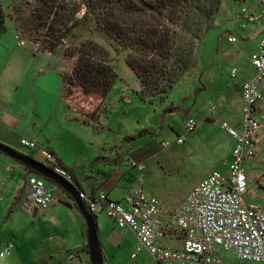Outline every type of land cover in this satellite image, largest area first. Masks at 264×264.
Wrapping results in <instances>:
<instances>
[{
    "label": "rangeland",
    "instance_id": "obj_1",
    "mask_svg": "<svg viewBox=\"0 0 264 264\" xmlns=\"http://www.w3.org/2000/svg\"><path fill=\"white\" fill-rule=\"evenodd\" d=\"M256 3L257 0H246L245 4L252 11L255 9L256 16L264 17V7H256ZM0 4L5 25L4 33L0 34V113L10 114L16 122L19 121L18 128L13 129L18 134L11 133L8 126L0 124L1 143L26 156H33L37 150L42 157V151L48 149L46 138H49L68 158H72L74 153L88 159L91 157L100 170L109 171L113 182L114 171L124 174L120 179L121 186L117 185L119 191H125L131 184L137 186L138 177L142 176L144 192L168 207L184 200L209 173L215 171L227 175L235 142L221 129V125L226 122L231 127L237 126L242 102L235 86L240 84L242 77L254 75L250 56L264 38V34L257 29L259 24L251 25L240 16L245 4L238 6L234 0L221 1L219 11L211 21V29L194 45L193 64L162 106H149L139 101L135 93L138 90L136 78L124 62L126 53L116 54L113 51L105 35L96 30L94 20L75 29L73 36L59 45L54 53H47L22 38L16 30L11 19L12 0H0ZM260 22L264 26V19ZM229 36H234L236 41L228 42ZM185 38L190 39L188 36ZM89 40L109 52L111 64L118 74V80L100 112L89 124L93 129L98 127V131L92 130L94 133L79 122L80 126L64 122L63 112L67 105L61 97L60 74L70 73L73 66L62 53L65 48H73ZM233 69L237 72L235 78L231 75ZM46 84L56 89L57 98L50 96L52 88H45ZM122 92H125L128 101L120 99ZM70 103L73 104V99ZM76 104L72 108L67 107V117L71 120L81 117L83 120L81 103ZM257 108L259 114L264 113L262 105ZM189 119L196 125L192 132L185 131ZM262 130L258 133L260 151L244 164V168L247 175L245 201L264 208ZM180 136H184V143L177 144ZM21 138L32 140L37 148L28 150L20 147ZM162 143H168L170 147L161 148ZM147 146L144 152L151 151L153 156L142 163V172L138 174L137 170L131 169L135 158L129 153ZM106 159H110L111 163H106ZM1 171L0 243L4 242L9 228L20 230L22 235L17 237L12 255L0 259V264H23L24 258L28 262L37 261L41 257L36 256L35 245L31 242L32 245L28 246L24 239L36 225L27 221L25 213H18L15 220L12 218L4 222L7 208L3 206L1 194L4 192L1 190L10 191L11 180L19 178L16 174ZM24 197L29 203V193ZM94 216L98 222L104 221L105 215L99 214V210ZM108 250V264H157L149 254H141L138 259L132 260L124 248L120 251ZM59 257L61 261L67 259L66 256L65 259L61 255ZM221 259L222 264H257L241 262L229 251H223Z\"/></svg>",
    "mask_w": 264,
    "mask_h": 264
},
{
    "label": "built area",
    "instance_id": "obj_2",
    "mask_svg": "<svg viewBox=\"0 0 264 264\" xmlns=\"http://www.w3.org/2000/svg\"><path fill=\"white\" fill-rule=\"evenodd\" d=\"M257 5L264 7V0H257ZM240 16L251 25L259 24L263 19L246 4L241 8ZM227 40L233 43L236 38L229 36ZM250 63L254 75L240 87L239 128L226 122L221 125L235 142L226 176L215 171L209 173L171 211L166 210L157 198L144 193L141 177L138 185L121 202L109 200L105 194L91 196L79 191V198L91 215L103 210L117 228H127L134 234L137 245L131 259L145 250L157 264H222L221 253L229 251L241 262L264 264V208L245 201L247 175L244 168L245 163L258 155V133L264 129V115H257L256 111L257 104L263 100L264 38L251 54ZM236 74L233 69L232 77ZM195 128V123L187 120L186 132ZM184 140V136H180L176 143L182 144ZM19 145L28 150L37 148L32 140L21 139ZM160 147L168 148L170 144L162 143ZM34 159L74 185L71 176L62 171L51 152L42 153V160ZM131 166L137 171L142 169L136 163ZM27 183L29 200L35 207L46 209L57 201L54 190L47 187L43 178L30 176ZM12 250L13 244H6L0 250V258Z\"/></svg>",
    "mask_w": 264,
    "mask_h": 264
},
{
    "label": "trees",
    "instance_id": "obj_3",
    "mask_svg": "<svg viewBox=\"0 0 264 264\" xmlns=\"http://www.w3.org/2000/svg\"><path fill=\"white\" fill-rule=\"evenodd\" d=\"M221 1L12 0L10 8L11 19L22 38L47 53H54L73 36L75 29L94 20L96 30L105 35L113 51L126 53L124 62L136 78L138 90L135 93L139 101L149 106H162L193 64L194 45L211 29ZM234 2L241 6L246 0ZM4 31L0 4V34ZM62 56L73 66L70 73L60 74L61 97L68 108L80 102L81 112H84L83 120L81 117L72 120L98 131V127L93 129L89 124L118 80L109 52L89 40L65 48ZM141 152L139 149L132 156L136 158ZM59 166L65 173L69 172L60 162ZM23 168L36 175L29 168Z\"/></svg>",
    "mask_w": 264,
    "mask_h": 264
},
{
    "label": "crops",
    "instance_id": "obj_4",
    "mask_svg": "<svg viewBox=\"0 0 264 264\" xmlns=\"http://www.w3.org/2000/svg\"><path fill=\"white\" fill-rule=\"evenodd\" d=\"M258 6H261V5H257L256 3V7ZM260 23L257 29L259 32H262L264 34V26H262V24ZM37 76H40V75L37 73ZM251 78H252L251 76L242 77L240 84L235 86V90L239 94V96H240V87L242 86L243 83L250 80ZM37 80H39V78H37ZM48 87L52 88V90H50L51 91L50 96L52 98H57L56 89L53 86L46 84L45 88H48ZM261 88H262V93H263V100L259 102L257 106L262 105V107H264V85H261ZM121 98L122 100L123 99L126 100L125 92L121 93L120 99ZM240 100H241V96H240ZM256 111H257V115H264L263 112H261L260 114L258 113L259 111L257 107H256ZM67 112H68V109L66 107V110L63 112L64 122L66 124L70 123V124L79 125L78 123L71 120V118L68 119ZM240 112H241V109H240ZM0 122H1L0 124L3 123L2 125L8 126L10 128L8 131H11V133L18 134L13 129L18 128L19 121L16 122V120L10 114L1 112ZM239 125H240V114H239L237 126L236 127L233 126V127L238 129ZM86 128L91 130V128L89 127H86ZM185 131H186V128H185ZM27 133L28 132H26L25 134ZM260 135L263 136L264 138V130H262ZM46 142L48 145V149L46 151L53 153V155L56 157L58 162H60L64 168L68 169L69 172H66V173L71 176V178L73 179V183H74L73 186L78 191L85 192L91 196L105 194L109 200L121 202L123 198L133 188L136 187L135 185L131 184L130 186H127V188H125V191L123 192L119 191L117 188V185L121 186L120 179L123 177L124 174L114 171L113 175L115 178V182H113L111 180V177H109V171L100 170L95 164V162L92 161L91 157L88 159L85 157H81L79 153L77 154L74 153L72 155V158H68V155H65L63 151H61L60 148H58L59 146L56 147L55 143H53L51 139L46 138ZM148 147L149 146L145 147L144 149H141L142 152L138 153L136 155V158L134 157L135 159L133 163L141 165L142 169H143L142 163H144L148 158L153 156L151 151L147 153L144 152ZM137 151H139V149ZM137 151L131 150L129 154L131 153L134 154ZM42 153H45V152L42 151ZM30 157L37 158L38 160L39 158H41L40 160H42V157L37 152V150H35L33 152V156H30ZM108 162H110V159H106V163ZM0 166L2 167L1 169L2 171L0 170L1 172H8V174L10 175L16 174L17 177L19 178V180H16V179L11 180L13 185L10 191L1 190V192H4L3 194H1V196L4 198L3 206L5 207V209L7 208L5 215H4L5 216L4 222H7L11 220L12 218H14L15 220L18 213H21V214L25 213L26 216H28L27 221H30L31 223L36 225V227L34 228V231L26 235L24 239L27 241L28 246H31L32 244L30 243L33 242V244L35 245L36 256H40L41 258L33 262H30V261L28 262V260L24 258L25 262L23 264H40L41 262H42L41 264L43 263L45 264H90L87 240H86V227H85L84 219L81 213L74 207L72 209H68L58 203V200L67 201L66 200L67 196L64 190H62V188L56 185L54 182L52 181L48 182L45 180L47 187L53 189L54 195L55 196L58 195L59 199L51 203L48 208L40 209L38 207L33 206L30 200H29V203H27L25 201L26 199L24 195L29 193L28 183H26L28 181V178L30 176H37L40 178L42 177L38 175L36 172H35L36 175H34V173L28 172L25 168H23V166L16 163V161L9 159L5 155L3 156L0 155ZM131 169H135V168L131 166ZM142 169L140 171H137V173L141 174ZM140 177L143 180L142 176H139L138 180ZM0 180H2L1 175H0ZM143 183H142V189L144 191ZM137 184H138V181H137ZM146 195L149 197H154L148 194ZM184 200L177 203L173 207H168L166 204L164 205L163 203L161 202L160 203L163 205V207L166 210L171 211L173 209H176ZM86 211L88 212L87 209ZM100 213H104L105 215L104 221L98 222V218L96 216H94L95 217L94 221H95V227L97 231L100 251L103 257V264H108L106 260V258H109V256L106 257V254L109 251L108 249H111L112 251H120L121 248H124L126 253H129V256L131 259V253H133L136 250V245H137V241H136L134 234L127 228H124V229L117 228L107 218L103 210H100L99 214ZM5 235L6 236H4V242L0 243V249H2L8 242H12L14 244L13 249H15L16 244H17V237H20L22 235L21 231L9 228L8 230H6ZM103 243H105V245ZM144 253L148 254L145 250L139 251L137 253L136 258L132 260L138 259V257ZM60 255L62 256V259H65V256L67 257V259L64 261L63 260L61 261L59 257ZM57 258L59 259L58 261H57Z\"/></svg>",
    "mask_w": 264,
    "mask_h": 264
},
{
    "label": "water",
    "instance_id": "obj_5",
    "mask_svg": "<svg viewBox=\"0 0 264 264\" xmlns=\"http://www.w3.org/2000/svg\"><path fill=\"white\" fill-rule=\"evenodd\" d=\"M0 153L9 159L16 161L20 165L38 173L43 179L54 182L56 185L61 187L62 190H64L67 195V201L58 200V195L55 196V198L62 206L68 209H72L74 207L81 213L86 227V240L90 264H103V257L100 251L94 218L86 211L79 198V191L73 186V184L66 181L62 176L47 169L30 156L23 155L1 142Z\"/></svg>",
    "mask_w": 264,
    "mask_h": 264
},
{
    "label": "clouds",
    "instance_id": "obj_6",
    "mask_svg": "<svg viewBox=\"0 0 264 264\" xmlns=\"http://www.w3.org/2000/svg\"><path fill=\"white\" fill-rule=\"evenodd\" d=\"M34 159V158H33ZM35 160V159H34ZM36 161V160H35ZM45 180V179H44Z\"/></svg>",
    "mask_w": 264,
    "mask_h": 264
}]
</instances>
